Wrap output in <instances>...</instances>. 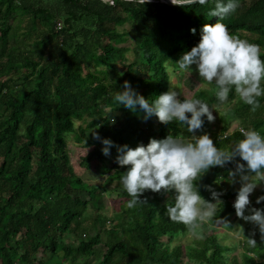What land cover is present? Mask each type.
<instances>
[{"label":"trees","instance_id":"trees-1","mask_svg":"<svg viewBox=\"0 0 264 264\" xmlns=\"http://www.w3.org/2000/svg\"><path fill=\"white\" fill-rule=\"evenodd\" d=\"M214 6L215 0L183 7L153 0L145 5L115 0L114 6L102 0H0V264H93V256L98 264H187L185 259L264 264V236L258 225L253 228L256 245L248 244L247 235L240 254L231 253L235 244L221 240L217 223L203 239L172 244L190 232L165 215L174 190H146L139 194L142 202L129 207L130 196L120 182L128 166L116 162L115 146L104 155L101 140L88 132L97 127L101 137L130 147L168 134H191L176 121L166 124L155 115L145 120L142 111L118 105L114 94L125 80L148 99L168 91V66L177 67L175 61L200 40L202 26L218 20L209 16ZM220 22L259 44L264 56V0H240V7ZM84 75L94 76L99 85L85 89ZM215 92L211 83L205 101L217 109L228 106L220 117L223 133L205 117L201 134L208 132L218 147L240 139V127L264 134V96L258 98L260 108L252 111L234 89L223 103ZM77 120L86 125H76ZM232 120L241 126L228 132ZM69 133L92 147L82 158L86 167L95 157L112 158L103 184L72 172ZM234 169V162L211 166L197 181L205 199L213 200L205 185L222 191L221 220L236 215L234 182L239 176L235 181L229 176ZM109 192L121 202L110 216L104 213ZM250 202L264 208V202ZM88 218L90 226L85 224ZM251 225L248 221L247 228ZM91 227H101L105 237L98 231L95 240L87 239ZM100 243L105 248L97 247Z\"/></svg>","mask_w":264,"mask_h":264},{"label":"clouds","instance_id":"clouds-1","mask_svg":"<svg viewBox=\"0 0 264 264\" xmlns=\"http://www.w3.org/2000/svg\"><path fill=\"white\" fill-rule=\"evenodd\" d=\"M102 2L115 5V0ZM136 2L145 5L148 0ZM171 2L183 7L193 3L205 5L208 0ZM239 7L240 0H215L209 16H217L218 20L214 24L205 23L198 43L183 52L175 62L179 76L189 75L193 71L191 66L195 65L201 78L215 84V96L221 103L228 100L230 91L234 89L255 111L261 106L258 98L264 96L261 46L231 33L228 26L220 22ZM179 89L178 92L176 87H170L154 99H148L125 80L122 89L114 94V100L133 112L142 111L145 120L155 115L166 124L176 121L192 134L188 137L168 134L160 139L150 138L146 145L140 143L130 147L126 143L115 144L110 138L101 137L92 130L94 138L103 144V154L110 155L111 147L115 146L116 162L128 166L120 178L130 196L127 205L132 207L142 202L139 194L146 190H174V199L167 202L165 215L173 222L188 226L194 236L203 239L205 232L201 226H211L221 220L217 218V213L223 193L212 185H205L213 200L205 199L197 181L211 166L223 167L234 162L235 169L229 171V176L235 181L238 175L241 183L233 202L236 215L257 224L264 236V208L251 206L250 202V194L259 183L264 182V134L251 126L240 127V139L231 142L228 147H218L208 132L195 134L204 125L205 117L210 122L215 120L212 109L217 107ZM261 201H264V193L256 197L257 204ZM245 209L249 214H245ZM248 244L255 246L256 240L248 238Z\"/></svg>","mask_w":264,"mask_h":264},{"label":"rangeland","instance_id":"rangeland-1","mask_svg":"<svg viewBox=\"0 0 264 264\" xmlns=\"http://www.w3.org/2000/svg\"><path fill=\"white\" fill-rule=\"evenodd\" d=\"M23 30V29H22ZM31 39H29V42ZM127 56L130 60L133 59V53L130 51L127 53ZM193 71L188 75V73H185L183 76H179L177 74V67H174L173 65L168 66V72L170 74V87H176L177 91L179 92V87L185 92L186 95H195L199 96L202 99H206L207 90L210 89L211 83L204 80L199 76L198 71L196 70V66H191ZM100 68H105L104 66H101ZM190 71V70H189ZM87 72V71H86ZM84 72V74L86 73ZM83 82L85 89L91 90L95 87H97L99 84L97 80L94 78V76L84 75ZM181 99H183V95L180 96ZM228 106L221 105L217 110L213 111L214 116L216 117L214 121H211L212 128L218 132L219 134H222L223 131V125L224 122L220 119L221 115L227 110ZM86 125L84 120H77L76 125ZM241 124H239L236 120H232L229 124L228 132H232L235 130V128L240 127ZM97 130V127H93L88 129L89 133H93V131ZM196 135H200L201 131L196 130ZM192 135V134H189ZM188 135V136H189ZM185 136V137H188ZM75 133H69L67 134V145H68V151L70 155V161L73 169V173L76 175L81 176L85 181L89 183H95V184H103L104 180L110 173V165L112 164V158L109 157L107 161H101L97 157L91 160L90 166L86 167L82 163V158L87 155V153L92 149L91 146L84 145L83 142L78 141L76 138ZM234 185L236 188L239 189L241 186L240 180L234 182ZM264 193V182H261L257 185L256 189L253 193L250 194V200L256 202V197ZM85 196L86 194L83 193ZM114 194L106 193L104 196V203L106 205V208L104 210V213L108 216L113 215L116 213L117 210L120 209L121 202L120 199H115ZM264 202V201H261ZM245 214L247 215L248 212L245 211ZM227 221V224L225 223ZM92 220L90 218L85 220V224L87 226L91 225ZM248 221H245L242 217H239L237 215L231 214L227 219L220 220L219 223L215 224V227L218 230V233L220 235L221 240L224 243L236 245L235 249L231 253L240 254L243 250V240L247 235L250 236L251 239H256V233L253 230L255 224L252 222V225L250 228H247ZM109 226V223H108ZM204 232L210 233L211 227L207 224L201 226ZM100 231L103 236L105 237L104 232L102 231V228L99 227L97 230L90 228V232L87 236V239L89 240H95L96 239V232ZM195 236L190 232H186L183 234H180L177 236L172 244L181 242V243H188L193 240ZM70 239V238H69ZM73 239V238H72ZM99 248H105L103 243H100L97 245ZM63 250L59 248L58 253H62ZM43 256V254H39V257ZM93 264H98L99 259L96 256H93L90 260ZM187 264H199L196 262H191L185 259ZM75 264V263H74Z\"/></svg>","mask_w":264,"mask_h":264},{"label":"water","instance_id":"water-1","mask_svg":"<svg viewBox=\"0 0 264 264\" xmlns=\"http://www.w3.org/2000/svg\"><path fill=\"white\" fill-rule=\"evenodd\" d=\"M153 1H162V2H167V3H169V4H172V5H176V4H173V3L171 2V0H153Z\"/></svg>","mask_w":264,"mask_h":264}]
</instances>
